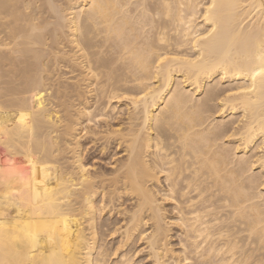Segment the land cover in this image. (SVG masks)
Here are the masks:
<instances>
[{
    "label": "bare ground",
    "instance_id": "6f19581e",
    "mask_svg": "<svg viewBox=\"0 0 264 264\" xmlns=\"http://www.w3.org/2000/svg\"><path fill=\"white\" fill-rule=\"evenodd\" d=\"M57 67L83 79L54 85ZM81 82L106 104L82 107ZM122 99L129 127L101 150L126 158L105 181L69 137ZM120 189L136 205L110 253L98 220ZM158 191L182 263L264 264V0H0V264H131L117 252L147 217L153 263L178 264Z\"/></svg>",
    "mask_w": 264,
    "mask_h": 264
},
{
    "label": "rangeland",
    "instance_id": "374dc122",
    "mask_svg": "<svg viewBox=\"0 0 264 264\" xmlns=\"http://www.w3.org/2000/svg\"><path fill=\"white\" fill-rule=\"evenodd\" d=\"M63 67V66H62ZM57 69H58V67H57ZM61 69V68H60ZM60 69H58L57 71H59ZM64 70L66 69V68H63ZM67 70V71H66ZM65 71H63V70H60L61 72V74H62V71H63V75H60V74H58L57 75V73H56V75L54 76V77H51L52 78V83L55 85L57 82H58V80H59V82L60 83H57V86H58V84H61V85H63V82H65L64 83V87H65V85H69L70 87H72L73 85H72V82H74V80L76 79V81L74 82V83H77L78 82V79L79 80H81V79H83L82 77H83V75H82V77L81 76H79L80 74L79 73H75L74 74V76H72L73 74H69V73H67V72H70V71H68L69 69H66ZM54 71H56V68L54 69ZM53 71V72H54ZM56 71V72H57ZM55 73V72H54ZM59 73V72H58ZM66 73L68 74V75H66ZM52 74V73H51ZM76 74H78L77 76H76ZM54 75V74H53ZM60 76H62L61 78H60ZM71 76V77H70ZM76 76V77H75ZM85 76V75H84ZM75 77V79L73 80V78ZM81 77V78H80ZM58 78V79H57ZM60 78V79H59ZM63 78H65V79H63ZM70 78H72V80L70 79ZM54 80V81H53ZM70 80V81H69ZM103 80V79H102ZM104 80H105V78H104ZM103 80V81H104ZM56 81V82H55ZM66 81H68V83L66 82ZM72 81V82H71ZM99 81H101V79H99ZM98 81V82H99ZM82 84L83 83H85L86 84V82H81ZM88 83H90V82H87V84L85 85H83L84 86V90H85V88H88L87 90H83L82 89V87H81V89L82 90H79V94H81L82 96H83V93H84V96L82 97V103L84 104V103H86V104H84V105H82V107H84V106H86L87 104V106H91L90 104H95V101H97L98 100V103H103V101L104 100H106V98H100V99H98V98H96V97H93V92H91V90H93L94 88H95V86H90V84H88ZM100 83V82H99ZM71 84V85H70ZM96 84V83H95ZM54 85H53V88H57V86H55L54 87ZM60 85V86H61ZM66 86L67 88H69V86ZM94 85V84H93ZM87 86V87H86ZM90 88H89V87ZM63 87V86H62ZM82 91V92H81ZM84 91V92H83ZM88 91H90V94H93V95H91L90 96V94H89V92ZM85 92H87L86 94L89 96H86V97H88V98H84L85 97ZM73 93H75V92H73ZM73 93H71V97L74 95L75 96V99L77 98V100H79V98H78V96L76 95V93L75 94H73ZM95 93V92H94ZM100 93V92H99ZM97 94H95L94 96H96ZM73 96V97H74ZM92 98H93V100H92ZM86 99V100H85ZM97 99V100H96ZM101 99H103V101L101 100ZM77 100H75L76 102H77ZM101 100V101H100ZM124 100L125 99H122V100H120V101H118L117 102V100H115L114 102H112L111 103V105H113L114 107H116V112L115 113H113V112H110V110L107 108V112H109V118H101V120H100V124L99 123H96V122H91V123H89V122H87L86 121V118H84L83 119V121L81 122H79L78 121V123L75 125V130H74V132L72 133V137H69V140H70V138H71V140L70 141H73L74 142V139L76 138V137H74L75 135H77L78 134V136H77V138H79V137H81V138H79L80 140H79V142H80V145H79V147H76V149L77 150H82V157H83V160H84V162L87 164V165H89V167H90V174H92V175H96V174H101L100 176H99V178L100 177H102V179H106V176H107V179L106 180H108L109 178L110 179H113L115 176H114V170L116 169V167H117V165H115L116 163H117V160H118V162H119V159L121 158V162H122V159H125V158H122L123 157V155H124V153H122L123 152V149L125 148V146H126V144L124 145L123 143H121L122 144V149H121V147H120V149H118V150H114V149H116V146H117V144L118 143H114V144H112L111 146L110 145H108V148L109 149H105L106 151H102L101 149H102V146L103 145H105L107 142H108V140H111V141H113V140H119V136H118V139H117V137H116V139H114V136L112 137L111 136V138L109 139L108 137H107V134L108 133H103L104 135H105V137H107L106 139L104 138V140H100L101 138H100V136L102 137V139H103V134L101 133V132H104V131H108V129H109V132H111L113 129L114 130H116V131H119V130H122V128L124 129V131H125V128H127L126 127V123H127V126L129 127V124H130V120H129V111L127 110V109H131L130 110V112L132 111L133 112V110H132V105H130V102L128 101H126V102H124ZM88 103H87V102ZM89 101H92V102H89ZM100 101V102H99ZM105 102V101H104ZM97 104V105H99V106H101V105H103V104ZM106 104V102L104 103V105ZM130 105V107L131 108H129V105ZM126 105H127V107H126ZM96 106V105H95ZM95 106L92 108V110H91V112L93 113V109L95 108ZM80 108L81 110L83 109V108ZM103 107V106H102ZM101 107V108H102ZM54 108V107H53ZM55 109H59V108H54V111H57V110H55ZM123 109H125V110H123ZM95 110V109H94ZM120 110V113L118 112ZM72 111H73V109H70V115H74V111H73V113H72ZM124 113H122V112ZM69 113H66L67 114V116L69 115ZM94 113H95V111H94ZM112 113V114H111ZM122 113V114H121ZM128 115H127V114ZM115 114V115H114ZM61 115H64V113L62 114L61 113ZM131 115V114H130ZM112 118H113V120H112ZM127 118H128V122H129V124H128V122H127ZM97 120V119H96ZM108 121V122H107ZM86 122V123H85ZM84 123V124H83ZM95 124H96V126H95ZM103 124H105V126H107V127H105ZM107 124V125H106ZM119 124H120V126H119ZM124 125V127H122L123 125ZM80 125V126H79ZM88 125V126H87ZM98 125H100V126H102V127H98ZM83 126V127H82ZM84 126L86 127V129H84ZM91 127V128H90ZM98 127V128H97ZM111 129H110V128ZM113 127V128H112ZM81 128L82 129V131H83V129H84V131L82 132L81 131V129L79 130V129ZM118 128H121V129H118ZM92 130L93 129V131H90V130ZM107 129V130H106ZM94 130H95V134H94ZM99 131V132H97V131ZM111 130V131H110ZM113 130V131H114ZM90 131V132H89ZM78 132H80V133H78ZM75 133V134H74ZM96 133H97V135H96ZM81 134V135H80ZM91 134V135H90ZM92 135H94V137H96V138H93L92 139ZM96 135V136H95ZM110 134H108V136H109ZM91 138V140H89ZM94 140V141H93ZM69 141V142H70ZM91 141V142H90ZM98 141H100V142H98ZM106 143H105V142ZM110 141V142H111ZM102 142H104V143H102ZM111 144V143H110ZM83 145V146H82ZM110 146V147H109ZM101 147V148H100ZM111 148V149H110ZM104 153V154H103ZM68 153H62V155H64V157L66 156H72V153H70V155H67ZM113 155L115 156V157H113ZM113 157V158H112ZM70 158L71 157H69V159L67 158V160H70ZM67 160H65V161H67ZM116 160V161H115ZM61 162V161H60ZM63 162V161H62ZM70 162V161H69ZM115 162V163H114ZM57 163H59V162H57ZM117 164H119V163H117ZM61 165V164H60ZM114 165V166H113ZM106 174V175H105ZM107 174H109V176L107 175ZM110 174H112V177H111V175ZM98 176V175H97ZM103 176H105V178L103 177ZM163 175H160V177H162ZM161 179H164L163 177L162 178H160L159 180H160V182H161V185L160 186H164L163 187V189H166V186H167V184L165 183V181L164 180H161ZM105 180V181H106ZM99 181H101V179L99 180ZM162 181H164V182H162ZM107 183V182H106ZM165 183V184H164ZM107 186H109V183L108 184H106ZM166 185V186H165ZM106 186V187H107ZM121 186V185H120ZM157 186V185H156ZM155 186V189L156 190H160V188H159V186L158 187H156ZM108 188V187H107ZM157 188H159V189H157ZM114 190V189H113ZM110 191H112V189H110ZM161 192H163L162 191V188H161V190H160ZM160 191H158V198H159V200H160V202H161V204H162V206L161 207H163L162 209H163V211H162V213H166V215H165V213H164V220H165V222L168 224V228L170 229L169 230V234L168 235H166V238L165 239H167L166 241V244L165 245H168L167 246V248L168 249H170V251L172 252V253H170L169 251H166L167 252V257H166V259H170V263H172V259L175 261V262H179L180 260H181V256L180 255H182L183 253H182V246H181V241L183 242L184 240H181L182 239V237H181V234H182V228L180 229V227H181V225L179 224V222L178 223H176V217H177V212L174 210L173 211V209H174V202L172 201H170V199H166L165 198V196H164V193L162 194ZM116 194L115 196H114V193ZM113 192H111V197H105L104 198V203L102 204V206H103V208L104 207H106L105 206V202H107L108 200H109V203H111L110 202V199L114 202V203H111V204H109V203H107V204H109L107 207H106V209H104V211H103V216H101L102 218L101 219H99L98 220V222L100 221V223L99 224H101L102 226L104 225V227H103V229H102V227H100L102 230H104V231H102V235H100V238H99V245L100 246H103V245H101L102 244V241H103V239L105 240V244H104V241H103V244H104V246L105 245H108V246H105V249L104 250H106V248H107V252H110V250H111V252L110 253H112L116 248V245L118 246V244L117 243H119V239H121L120 238V234L123 232V230H122V224H123V220H127V218L128 217H130V214H128L129 212H131L130 211V208H131V210L132 209H135V208H133L135 205H136V203L132 206V204L134 203V202H136V199L134 200V199H131L132 197L130 196L131 194L129 193V194H127L124 190L122 191L121 189H120V191L119 192H117V191H113ZM119 193V194H121V195H119V194H117V193ZM122 192H124L123 193V195H122ZM160 192V193H159ZM125 193H126V195H125ZM160 194H161V196L162 197H164L163 199L162 198H160ZM113 195V196H112ZM117 196V197H116ZM130 196V197H129ZM114 197V198H113ZM99 198V197H98ZM107 198H108V200H107ZM116 198V199H115ZM116 201H114V200ZM164 201V202H162V200ZM164 199H166V201L164 200ZM99 201H101L100 199H98ZM169 200V201H168ZM124 205H123V204ZM106 204V205H107ZM115 205V206H119V204H121L122 205V207L121 206H119L118 208L120 209V211L122 212H120V214H119V210H118V208L117 207H115V208H112V207H114L113 205ZM127 208H128V210H127ZM110 209H112V210H110ZM115 209H116V211H115ZM128 212V213H125L126 211ZM113 211V212H112ZM125 211V212H124ZM118 212V213H117ZM125 213V216H124V213ZM109 213H112V214H109ZM123 214V215H122ZM127 214V215H126ZM112 215V216H111ZM175 215H176V217H175ZM109 216L111 217V218H109ZM124 216V217H123ZM125 218V219H124ZM148 219H149V217H147ZM147 218H146V221H147V224H146V227L145 226H143V228H142V231L144 230V232L146 233V235L145 236H140V235H136V236H134V239L131 241V242H129L123 249H124V251H123V249L122 248H120L121 250H119L118 252H117V255L118 256H120L122 253L124 254V253H128V256H130V254L132 253V255L134 256H130L131 258H133L132 259V262H131V264L133 263V264H154L153 262H155V258L154 257H152V252L153 251H151L152 249H151V247H150V245L148 244H146V242H147V240H146V242L144 241V238L143 237H145L146 238V236L147 235H149V233L151 232V225L152 224H150L151 222V220L149 219V220H147ZM151 218V217H150ZM175 221H174V220ZM102 220V221H101ZM103 220H105V222L103 221ZM106 220H107V222H108V220H110L108 223L106 222ZM106 224V226H105V224ZM116 222V223H115ZM122 222V223H121ZM150 222V223H149ZM169 222V223H168ZM103 223V224H102ZM110 223V224H109ZM149 223V224H148ZM108 224V225H107ZM179 224V225H178ZM121 225V226H120ZM171 225V226H170ZM114 226H117V227H114ZM107 227V228H106ZM109 227V228H108ZM105 228V229H104ZM118 229V228H120L121 230H122V232H121V230L120 229H118V233L116 232L114 235H113V237H110V236H107L108 234H109V232H113L114 230H116V229ZM108 233V234H107ZM120 233V234H119ZM107 234V235H106ZM106 235V236H105ZM102 236V237H101ZM103 236H105L104 238H103ZM182 236H183V239H184V235L182 234ZM137 239H141L140 241L139 240H137ZM108 238V239H107ZM110 238V239H109ZM114 238V239H113ZM100 239H101V241H100ZM115 241V242H114ZM134 241H136V242H134ZM109 242H111V243H109ZM114 243V244H113ZM131 243V244H130ZM148 243V242H147ZM116 244V245H115ZM129 245V246H128ZM131 245H133V246H131ZM129 247V248H128ZM150 247V248H149ZM104 248V247H103ZM128 248V249H127ZM113 249V250H112ZM151 249V250H150ZM150 250V251H149ZM181 251V252H180ZM119 252H121V253H119ZM131 252V253H130ZM170 254H169V253ZM173 252H175V253H173ZM120 254V255H119ZM169 255V256H168ZM118 256H117V258H118ZM176 256H178V258H176ZM173 257V258H172ZM176 258V259H175ZM182 259H184V255L182 256ZM117 259H114V261L112 260V261H110V263L111 262H115ZM176 260H178V261H176ZM194 260V259H193ZM182 262H184V261H182L181 260V262L180 263H178V264H184V263H182ZM194 263H195V260L193 261ZM173 264V263H172ZM196 264V263H195ZM197 264H200L199 262H197Z\"/></svg>",
    "mask_w": 264,
    "mask_h": 264
}]
</instances>
